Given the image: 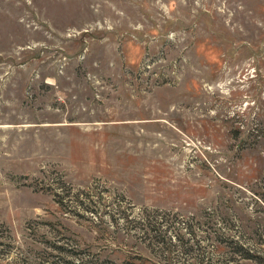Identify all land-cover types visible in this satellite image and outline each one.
Returning <instances> with one entry per match:
<instances>
[{"label": "rangeland", "instance_id": "374dc122", "mask_svg": "<svg viewBox=\"0 0 264 264\" xmlns=\"http://www.w3.org/2000/svg\"><path fill=\"white\" fill-rule=\"evenodd\" d=\"M264 264V0H0V264Z\"/></svg>", "mask_w": 264, "mask_h": 264}, {"label": "trees", "instance_id": "16d2710c", "mask_svg": "<svg viewBox=\"0 0 264 264\" xmlns=\"http://www.w3.org/2000/svg\"><path fill=\"white\" fill-rule=\"evenodd\" d=\"M75 264V263H74Z\"/></svg>", "mask_w": 264, "mask_h": 264}]
</instances>
